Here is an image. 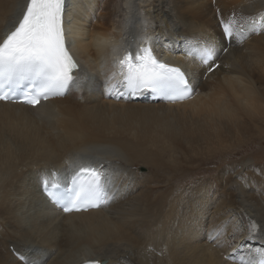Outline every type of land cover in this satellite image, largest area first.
Wrapping results in <instances>:
<instances>
[{"label": "bare ground", "instance_id": "6f19581e", "mask_svg": "<svg viewBox=\"0 0 264 264\" xmlns=\"http://www.w3.org/2000/svg\"><path fill=\"white\" fill-rule=\"evenodd\" d=\"M26 2L0 0V38ZM69 5L72 46L87 87L38 108L0 102V264L255 261L264 250V161L256 160L264 159V33L228 44L217 19L234 10L247 31L264 16V0ZM143 40H154L163 59L188 68L191 100L116 102L103 94L117 72L109 48L118 43L121 55ZM209 41L228 49L218 53L220 67L212 72L186 54ZM242 145L261 151L225 164ZM209 161L216 171L204 166ZM89 165L107 172L115 198L88 212L53 209L41 193L42 178Z\"/></svg>", "mask_w": 264, "mask_h": 264}, {"label": "snow or ice", "instance_id": "6c2138e0", "mask_svg": "<svg viewBox=\"0 0 264 264\" xmlns=\"http://www.w3.org/2000/svg\"><path fill=\"white\" fill-rule=\"evenodd\" d=\"M68 12L69 0H27L20 16L0 38V102L35 108L41 101L63 96L71 89L87 87V81L78 74L80 65L67 43ZM219 25L229 43L242 42L249 34L264 33V16L259 22L251 20L247 31L232 17L221 19ZM153 43L154 40L126 51L118 61L120 83L115 87L109 85L111 91L106 88L108 96L115 92L117 99H130L150 92L175 103L195 95L193 78L181 68L158 59ZM220 51L228 49H220L209 41L196 49L189 48L186 54L196 56L206 71L212 72L220 67L217 63ZM50 175L51 179L43 177L41 180L43 191L64 212L99 209L115 198L112 182L98 168L77 167L67 185H61L54 172ZM250 226L254 233L255 223L250 221ZM249 239L255 236L250 235ZM259 255L258 262L248 260L245 264H264V250H260ZM87 264L102 262L95 260Z\"/></svg>", "mask_w": 264, "mask_h": 264}, {"label": "rangeland", "instance_id": "374dc122", "mask_svg": "<svg viewBox=\"0 0 264 264\" xmlns=\"http://www.w3.org/2000/svg\"><path fill=\"white\" fill-rule=\"evenodd\" d=\"M81 61V60H80ZM257 145V144H256ZM232 147H230V146H227V148L225 149V151L224 152H226V151H230V149H231ZM237 150H239L240 151V154H237L236 153V150L235 151H233V154L229 157V156H226L228 159V161H224V163L225 164H228V162L230 163V162H233L234 160H237V159H240V158H242L244 155H246V154H253V153H255V152H258V151H261L259 148H258V146H255L254 148H251V147H248L247 145H242L241 147H239ZM252 151V152H251ZM262 151H264V150H262ZM249 152V153H248ZM236 153V154H235ZM224 154H226V153H224ZM225 157V156H224ZM257 159V161L258 162H263L264 161V159H261V157H259V156H257L256 157ZM212 163H213V161H211ZM223 162V161H222ZM221 162V163H222ZM205 167H210L211 169H214V171H216V169L212 166V164L210 163V161L208 162V164L207 165H204Z\"/></svg>", "mask_w": 264, "mask_h": 264}]
</instances>
